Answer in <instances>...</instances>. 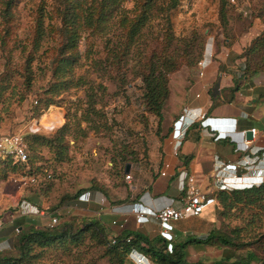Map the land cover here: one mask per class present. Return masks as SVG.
<instances>
[{"label": "rangeland", "instance_id": "1", "mask_svg": "<svg viewBox=\"0 0 264 264\" xmlns=\"http://www.w3.org/2000/svg\"><path fill=\"white\" fill-rule=\"evenodd\" d=\"M228 1L222 19L220 0H178L171 11L175 39L171 43L164 39V27L158 23L144 38L146 41L140 42L139 48L127 57L120 54V39L113 66L106 40L100 34L88 33L80 42L82 57L74 71V78H81L85 84L57 97L53 69L63 42L62 0H0V136L21 133L24 139L29 134L47 137L67 124L70 144L69 159L63 163L53 161L47 149L40 155L43 161L34 167H20L15 172L0 167V251L17 254L19 224L46 228L53 218L59 217L58 227L69 223L77 230L97 217L96 211L104 209L100 201L95 202L97 207L88 209L89 195L93 191L105 192L108 180L119 183L122 164L118 155L136 152V140L148 132V125L153 132L158 128L157 117L145 110L142 77L155 61H151L153 50L160 53L169 45L171 51L182 46V38L190 40L198 35L203 42L202 60L220 65L232 62L239 68L237 57L264 31V0ZM123 10L130 18L139 13L133 0L126 1ZM40 22L45 36L38 46ZM115 22L109 26L113 32ZM198 72V65H184L169 75L170 95L164 110ZM49 99H55V105L45 109ZM33 127L39 130L33 132ZM146 147V143L141 146ZM244 189L248 188L235 185L229 191ZM219 213L217 227L206 229V235L219 230L235 244L245 245L232 247L236 255L245 256L252 251L257 261L264 264V214L257 216L242 206L233 210L221 206ZM111 221L108 218L106 222ZM195 250L205 263L214 262L219 251L223 255L217 246H199ZM82 252L88 253L83 261L77 260L75 251L72 256L49 252L46 260L61 258L64 264H79L94 257L95 264H115L96 253L95 248H83ZM189 256L195 259L193 250Z\"/></svg>", "mask_w": 264, "mask_h": 264}, {"label": "trees", "instance_id": "2", "mask_svg": "<svg viewBox=\"0 0 264 264\" xmlns=\"http://www.w3.org/2000/svg\"><path fill=\"white\" fill-rule=\"evenodd\" d=\"M126 1L128 0H62L61 3L64 6L61 11L63 42L59 49L60 57L53 69V76L57 80L54 85L57 97L76 86L85 84L81 78L78 80L74 78V71L82 57L79 49L80 42L88 33L89 36L100 34L101 38L106 40V47L112 59L111 66L116 65L114 61L118 57L120 39H122L120 46L122 57L129 56L134 49L139 48L140 42L146 41L144 38L158 23L164 27V39L170 43L175 39L171 11L177 7L178 0H133L139 12L133 18L124 14L123 5ZM231 1L235 2V0ZM228 4V0H220L222 19H225V9ZM9 5L10 3L8 7ZM114 20H116L114 23L115 32L111 31L109 27ZM41 25L42 22L37 26L38 46L45 36V30ZM181 43V47H176L171 51L169 45L165 46L160 53L153 50L151 61H155L147 67L149 69L142 75L145 88V110L157 117L159 129L164 120L163 110L170 95L169 75L184 65H198L202 60L200 49L203 42L198 35L190 40L184 37L181 39ZM237 59L243 60L238 68L240 70L238 80L264 74V31ZM218 91L219 87L216 85L211 91L213 99ZM87 97L91 98L88 93ZM54 100L49 99L45 109L55 105ZM38 104L37 101L36 105ZM40 115L42 112L38 114V117ZM86 120L88 119L86 118ZM67 131V124H65L51 136L27 135L24 140L29 156L28 165H15L10 160L0 158V167L7 172L20 171V167H34L36 163L43 161L40 159V155L47 149L51 151L54 157L53 161L61 163L67 161L70 152V144L67 140L69 132ZM136 155V152L120 154L118 155L119 163L123 166L130 161L129 156L136 159ZM40 168L38 170H42ZM123 169H125L124 166ZM214 197H217L219 204L224 209L233 210L237 206H242L257 216L264 214V184L244 190L219 191L210 195L208 200H212ZM58 226L37 229L25 225V223L19 224L16 226L17 229H20L15 245L17 254L0 251V264H64L61 262V258L46 260V255L49 252L58 253L59 251L62 252V255L67 256H72L74 251L75 254L78 252L77 260L83 261L85 254H88L87 252L82 254L83 248H95L96 253L109 258L115 264H126L129 255L135 251L157 264H253L258 260L252 251L245 256L236 255L231 251L232 247L238 249L245 245L235 244L232 238L222 235L219 230H213L203 237L189 236L184 242H174L161 235L149 238L129 230H123L115 238H111L107 227L97 217L89 219L83 227L77 230H74L69 223L61 227ZM198 245L217 246L222 249L223 255L221 259L212 263L202 261L190 263L187 249ZM95 262L93 257V259L79 264H95Z\"/></svg>", "mask_w": 264, "mask_h": 264}, {"label": "crops", "instance_id": "3", "mask_svg": "<svg viewBox=\"0 0 264 264\" xmlns=\"http://www.w3.org/2000/svg\"><path fill=\"white\" fill-rule=\"evenodd\" d=\"M242 61L236 59L239 65ZM213 62L208 60L205 75L200 77L199 71L189 85H186V90L174 101L168 102L160 129L155 128L153 132L151 125H148V132L137 138L136 159L129 156L130 161L123 165L125 169L122 170V165L119 167V183L114 184L108 180L105 192L93 191L92 195L88 194L89 198L91 196L88 199V209L97 207L95 202H102L104 209L96 211L99 216L97 218L106 224L112 234L122 231L113 226V221L126 219L125 230L138 232L149 238L159 237L161 227L158 221L152 218L150 222L138 225L131 207L142 204L147 209L159 211L166 205L179 206L187 185V175L182 173L185 170L194 175L197 185L209 194L219 192L216 173L230 182L237 173L243 184L234 185H242L244 188L264 184V74L238 80L240 70L232 62L221 65ZM216 85L219 91L213 99L211 91ZM202 116L214 121L232 119L236 124L235 134L216 140L210 127L202 125ZM181 117H184V137L176 149L172 144V133L174 123ZM253 128L259 131V135L253 141L246 137V140L252 142L244 152L238 145L242 139L240 133H247ZM145 143L146 149L141 148ZM165 163H170L172 169L168 177H161L160 170ZM127 164L131 165L128 173ZM227 165H237L240 168L236 171L228 170L225 169ZM127 174L132 177L130 181L125 179ZM96 192L98 194L94 196ZM220 209L221 205L217 197H214L206 204L201 216L171 225L174 230L170 231L172 241L184 242L189 236L206 235V229L217 227ZM108 218L112 219V223L106 222ZM199 246L202 245L187 249L190 263L200 261V255L195 250ZM191 250L195 259L189 256ZM219 252L215 261L221 259V251ZM126 264L157 263L135 251L129 255ZM253 264L262 262L255 261Z\"/></svg>", "mask_w": 264, "mask_h": 264}, {"label": "built area", "instance_id": "4", "mask_svg": "<svg viewBox=\"0 0 264 264\" xmlns=\"http://www.w3.org/2000/svg\"><path fill=\"white\" fill-rule=\"evenodd\" d=\"M212 57V55H210ZM207 66V61L201 60L198 63L199 75L203 77L205 75V68ZM37 104V101H35ZM223 120V121H214L213 119H204L202 116V125L207 128L210 127L211 131L214 133V137L216 140L226 139L229 136L235 134L236 124L231 121ZM184 117H181L178 121L174 123L173 133H172V144L178 149L180 141L184 137ZM219 126H224L221 129ZM33 132L38 131L39 128L33 127ZM224 130V131H223ZM252 132V141L255 140L259 131L256 128L250 130ZM242 136L241 141L238 143L239 149L246 152L249 149V144L252 141L246 140V132H241ZM0 158L3 160H10L15 165L25 166L28 165L29 156L27 151V145L24 140V135L21 133H12L7 135L0 136ZM248 165V164H247ZM240 166L237 165H227L225 169L236 171ZM172 169V165L170 163H165L163 169L160 170L161 177H168L169 172ZM182 173L187 175L186 178V188L183 190L184 196L181 199V204L177 207L173 205H166L162 207L159 211H153L151 209H147L142 204H135L131 207V212L134 214L136 222L138 225L146 224L150 222L152 218L158 221L161 227L160 235L163 238H166L169 241L173 240V236L170 234L171 225L179 223L181 221L187 220L189 218H196L201 216L202 211L206 204L210 201L208 197L213 195V193H208L203 191L198 185L194 175L188 173L186 170ZM127 181L132 179L130 174L125 176ZM216 184L218 185L219 191L230 190L234 187L236 183L243 184L242 178L235 173L233 180L230 182L228 179L221 177L215 174ZM264 180V179H263ZM59 223V217H55L52 219V222L48 226L49 228H54ZM113 226L118 227L120 230H125L127 220H114ZM1 226V224H0ZM3 226V225H2ZM17 232H20V229L16 228ZM118 234H112L110 232L111 238H115ZM130 241V240H129Z\"/></svg>", "mask_w": 264, "mask_h": 264}, {"label": "water", "instance_id": "5", "mask_svg": "<svg viewBox=\"0 0 264 264\" xmlns=\"http://www.w3.org/2000/svg\"><path fill=\"white\" fill-rule=\"evenodd\" d=\"M246 137H247V139H250L251 140L253 138L252 132L251 131H248L246 133ZM130 168H131V165L130 164H127L126 165V173H128L130 171Z\"/></svg>", "mask_w": 264, "mask_h": 264}]
</instances>
